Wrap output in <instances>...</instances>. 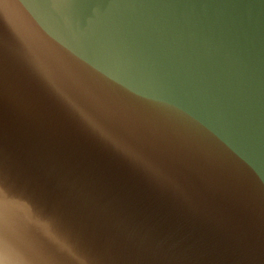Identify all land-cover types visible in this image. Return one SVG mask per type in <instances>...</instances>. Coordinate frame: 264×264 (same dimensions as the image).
<instances>
[{
    "label": "water",
    "instance_id": "water-1",
    "mask_svg": "<svg viewBox=\"0 0 264 264\" xmlns=\"http://www.w3.org/2000/svg\"><path fill=\"white\" fill-rule=\"evenodd\" d=\"M0 264H264V0H0Z\"/></svg>",
    "mask_w": 264,
    "mask_h": 264
}]
</instances>
